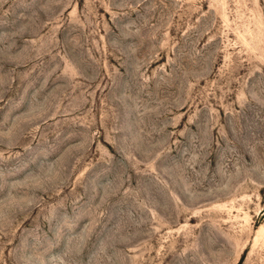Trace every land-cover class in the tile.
I'll return each mask as SVG.
<instances>
[{
  "label": "rangeland",
  "instance_id": "374dc122",
  "mask_svg": "<svg viewBox=\"0 0 264 264\" xmlns=\"http://www.w3.org/2000/svg\"><path fill=\"white\" fill-rule=\"evenodd\" d=\"M0 264H264V0H0Z\"/></svg>",
  "mask_w": 264,
  "mask_h": 264
}]
</instances>
